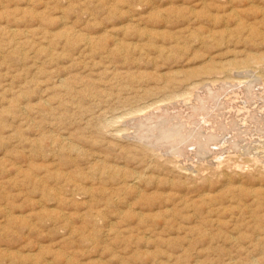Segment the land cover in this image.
<instances>
[{"label": "rangeland", "instance_id": "obj_1", "mask_svg": "<svg viewBox=\"0 0 264 264\" xmlns=\"http://www.w3.org/2000/svg\"><path fill=\"white\" fill-rule=\"evenodd\" d=\"M0 264H264V0H0Z\"/></svg>", "mask_w": 264, "mask_h": 264}, {"label": "bare ground", "instance_id": "obj_2", "mask_svg": "<svg viewBox=\"0 0 264 264\" xmlns=\"http://www.w3.org/2000/svg\"><path fill=\"white\" fill-rule=\"evenodd\" d=\"M176 124V123H175ZM179 126V125H178ZM177 126V127H178ZM169 128V127H168ZM173 128V127H172ZM171 128V129H172ZM180 129V128H179ZM181 131V130H180ZM199 130H197V132H198ZM209 131V130H208ZM182 132V131H181ZM204 132H206V131H204ZM166 133H167V131H166ZM203 133V132H202ZM200 134V133H199ZM166 137V136H165ZM174 137V136H173ZM183 137H185V136H183ZM200 137V136H199ZM197 138L198 140H194L195 141V144L196 145H198V147L199 148H203V150L205 149V148H209V146L210 145H214V144H216V143H214L215 141H217L219 138H218V136H216L215 134H212V132H206L205 134L203 133V136H201V138ZM162 138V137H161ZM168 138V137H167ZM170 138V137H169ZM165 140H167L166 138H164ZM172 139V138H171ZM163 140V139H162ZM173 140V139H172ZM178 140V139H177ZM191 140V139H190ZM179 141V140H178ZM192 141V140H191ZM193 141V142H194ZM173 142V141H172ZM174 142H176V141H174ZM217 142H219L220 143V145L218 146V147H215V149H221L222 147H224L225 145V139L224 140H222L221 139V141L219 140V141H217ZM179 143H182V142H179ZM189 144H191V142H189ZM189 144H187L188 146H189ZM179 145V144H178ZM193 145V144H192ZM191 145V146H192ZM218 145V144H217ZM185 146V145H184ZM183 147V146H182ZM178 148V147H177ZM179 148H180V145H179ZM184 148V147H183ZM192 149H193V147H192ZM195 149V148H194ZM210 149V148H209ZM223 149V148H222ZM180 151V150H179ZM181 151H182V148H181ZM185 151V150H184ZM195 151V150H194ZM206 151V150H205ZM207 152V151H206ZM210 152H212L213 153V147H211V149H210ZM203 153V152H202ZM209 153V152H208ZM201 155V154H200Z\"/></svg>", "mask_w": 264, "mask_h": 264}]
</instances>
